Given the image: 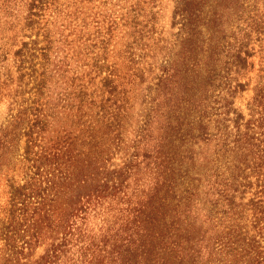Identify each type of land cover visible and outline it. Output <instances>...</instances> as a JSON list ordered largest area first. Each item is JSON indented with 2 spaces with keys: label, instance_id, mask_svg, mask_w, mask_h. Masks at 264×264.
<instances>
[{
  "label": "trees",
  "instance_id": "obj_1",
  "mask_svg": "<svg viewBox=\"0 0 264 264\" xmlns=\"http://www.w3.org/2000/svg\"><path fill=\"white\" fill-rule=\"evenodd\" d=\"M0 264H264V0H0Z\"/></svg>",
  "mask_w": 264,
  "mask_h": 264
},
{
  "label": "rangeland",
  "instance_id": "obj_2",
  "mask_svg": "<svg viewBox=\"0 0 264 264\" xmlns=\"http://www.w3.org/2000/svg\"><path fill=\"white\" fill-rule=\"evenodd\" d=\"M171 6H169L168 10H167V17H166V20H169L170 18V14H171Z\"/></svg>",
  "mask_w": 264,
  "mask_h": 264
}]
</instances>
